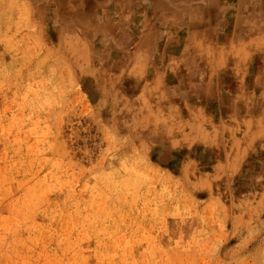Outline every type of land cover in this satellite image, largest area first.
<instances>
[{"label": "rangeland", "instance_id": "1", "mask_svg": "<svg viewBox=\"0 0 264 264\" xmlns=\"http://www.w3.org/2000/svg\"><path fill=\"white\" fill-rule=\"evenodd\" d=\"M59 6L0 0V264H264V43Z\"/></svg>", "mask_w": 264, "mask_h": 264}, {"label": "bare ground", "instance_id": "2", "mask_svg": "<svg viewBox=\"0 0 264 264\" xmlns=\"http://www.w3.org/2000/svg\"><path fill=\"white\" fill-rule=\"evenodd\" d=\"M55 1L60 5L59 8L63 9L66 16L76 18L81 23L91 22V10L94 5L100 8L104 5V1H109L115 8L113 10L114 16L120 13V20L117 17H114V20L117 19L118 23L124 25L128 31L136 32L139 35V41L148 39L147 48L150 50L159 45L160 42H155L159 38V41L168 40L166 47L164 46L165 49L170 43H176V37L170 41L169 33L160 31L161 25L157 22L161 20L160 18L166 24L173 20V29H176V25L187 28L194 41L213 43L224 41V43L235 44L243 40L253 39L256 43H264V39L258 36L264 24V0H191L192 4L190 5H186V3L183 5L182 0H155L154 3L152 2L153 9L148 14L144 13V9H150L151 0H101L100 3H97V0ZM67 1L68 4H72L73 8L67 7ZM165 2L175 5L176 9L170 11ZM40 6L42 7L37 8L40 11V16H42L40 20L51 24L50 20L58 19V14L55 12L53 15L51 14L53 10L49 6ZM158 10L162 17L157 16L156 11ZM179 10L183 13L179 14L180 20L177 21L176 11ZM47 13L52 16L49 17ZM123 14H125L124 17H122ZM65 26L64 21L62 27ZM114 36L117 44L126 42V34L123 31Z\"/></svg>", "mask_w": 264, "mask_h": 264}]
</instances>
